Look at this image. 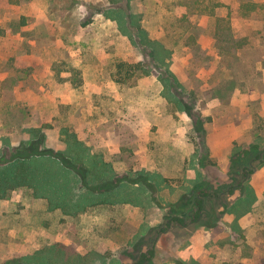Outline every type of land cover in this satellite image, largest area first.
<instances>
[{
    "label": "rangeland",
    "instance_id": "obj_1",
    "mask_svg": "<svg viewBox=\"0 0 264 264\" xmlns=\"http://www.w3.org/2000/svg\"><path fill=\"white\" fill-rule=\"evenodd\" d=\"M28 1L0 0L2 47L14 52L7 64L22 66L20 54L45 51L34 91L41 96L39 82L49 80L51 96L46 104L0 100V131L12 138L0 165L36 139L34 151L59 159L7 188L2 199L19 200L0 219L10 245L0 264H130L148 248L147 264H264V181L250 182L253 175L233 194L208 198L199 221L165 228L173 213L194 209L191 192L205 177L216 185L240 169L230 155L220 164L211 156L210 117L196 95L209 57L195 36L211 33L215 47L228 48L239 42L229 34L244 32L240 42L264 62V0H51L49 17L31 29L19 6ZM69 142L91 167L81 180L69 172L73 187L55 172ZM51 179L68 189L65 207L49 203Z\"/></svg>",
    "mask_w": 264,
    "mask_h": 264
},
{
    "label": "crops",
    "instance_id": "obj_2",
    "mask_svg": "<svg viewBox=\"0 0 264 264\" xmlns=\"http://www.w3.org/2000/svg\"><path fill=\"white\" fill-rule=\"evenodd\" d=\"M51 3V0H29L19 5L22 9L21 14L27 18V21L33 18V24L31 23L27 27L28 29L49 17L48 9L52 8ZM13 4L16 3L13 2ZM2 17L5 18L3 15ZM223 20H230L229 23H231L232 18L225 13ZM257 34L260 39L262 35L264 36L262 30L257 31ZM229 37L240 42L245 39L246 33L234 31L229 34ZM12 38L18 37L12 36ZM195 38L196 42L201 46V51L205 56L209 57L206 66L203 68L201 85L196 89V95L202 103L200 107L201 113L210 117L206 134L207 144L209 145L211 156L220 164V162H225L227 156H229L233 143L241 145L254 144L256 137L253 130L255 118H264V62L259 59H253L251 55H253L254 51L250 47H244L243 42H236L235 46L227 48L224 46L215 47L214 37L211 33L203 32L195 36ZM3 39L4 37L1 34L0 100L3 97L10 98L13 95V100L16 103L32 104L38 102L46 104V99L51 96V92L45 90L46 85H48L45 83L49 80L46 81L39 75L38 81L42 79L44 81L43 83L39 82V86L44 92L39 96L34 91L36 87L35 81L37 80L36 73L43 72L42 70L37 71L36 61L38 58L41 62L42 58L46 57L45 51L40 52L38 55L34 52L20 54L19 56L27 60L25 66L7 64V61H11L10 53L12 51L9 49L5 50L2 47ZM11 54H14V52ZM262 54L264 55V49L261 51ZM28 66L32 68L30 74L19 73L18 69H28ZM47 69L52 70L49 67ZM178 132L182 133L183 131L179 128ZM18 136L22 140L28 139L26 134H19ZM11 140L12 138L9 135L5 136L4 132L0 131V149L4 147L8 149L2 142L10 143ZM251 175L255 177L252 176L253 178H251L250 182L254 178L264 181V164L258 166ZM18 200L19 195L14 193L8 197V200L0 199V219L8 211L11 215H14L12 208L9 209V205H13ZM27 206H31L30 208L28 207L31 211L35 210L34 205H30V203ZM2 226L3 224L0 222L1 233L4 232ZM12 232V229L8 230V234ZM4 247L9 248L10 245L6 240H0V249H4Z\"/></svg>",
    "mask_w": 264,
    "mask_h": 264
},
{
    "label": "trees",
    "instance_id": "obj_3",
    "mask_svg": "<svg viewBox=\"0 0 264 264\" xmlns=\"http://www.w3.org/2000/svg\"><path fill=\"white\" fill-rule=\"evenodd\" d=\"M126 1V0H125ZM131 21V15H129ZM165 80V78H163ZM200 116V114L198 113ZM205 121L209 120V117H203ZM257 121H260L259 123ZM255 141L254 144L241 145L233 143V147L230 152V166L240 165L239 175L237 177H228L221 181H218L216 185L212 182L205 180L198 184L197 187L193 189L191 192V200L193 202L194 209L189 213H173L168 220L165 222V228L171 226L172 224H177L180 226H186L190 223H194L200 220L202 212L204 210L205 202L208 198H219L221 196L230 195L235 192V190L244 187V185L248 182L250 175L256 170V168L264 163V146L259 147V141L264 139V118L257 117L255 118ZM257 131V132H256ZM261 132V134H260ZM32 135V134H31ZM204 138V137H203ZM33 141V140H32ZM29 141L30 151L26 155H16L12 158V161L7 160L5 163L0 165V199L6 198L7 188H14L18 186L21 182L24 183L28 179V174L44 171L49 172V166H43L41 164L42 161L45 160H53L54 155L44 152V150L34 151L39 140ZM68 142V140L66 141ZM78 142H75L77 144ZM28 144V145H29ZM69 146V150L67 154L60 155V161L58 162L59 171L56 170V173L59 174V179L62 177L64 180L65 186L68 184L69 187H73V184H69L71 177H69V172H71L74 176L77 175L81 180L83 176H80V172L82 169H85L88 173L91 171V167L85 163L88 160L87 156L84 152L81 154L73 149V144L70 142L67 144ZM75 146V145H74ZM36 150V149H35ZM207 155V152L205 153ZM56 159H59L58 157ZM8 162H12L10 165ZM210 162V161H209ZM208 162V163H209ZM44 163V162H42ZM209 165L214 166L211 162ZM70 166V167H69ZM54 172V173H55ZM228 173V171H227ZM86 175V174H85ZM151 176V175H149ZM31 177V175H30ZM208 177V176H207ZM64 186V187H65ZM148 188L147 185H144ZM48 193L47 198L51 206H61L65 207V199L66 193H68V189H63L62 183L61 185L55 184L54 180H49L47 187H45ZM146 189V188H144ZM149 189V188H148ZM87 192L93 194V191L87 189ZM78 200H82L76 198L75 201L69 202L70 205L78 206ZM69 208H71L69 206ZM61 250V254L59 256H63L65 253ZM60 253V252H59ZM154 255L153 248H148L144 251H141L135 260H133L130 264H147Z\"/></svg>",
    "mask_w": 264,
    "mask_h": 264
}]
</instances>
